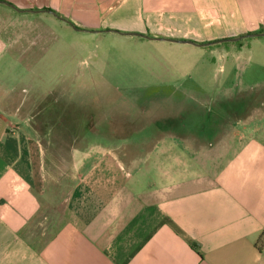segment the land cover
Wrapping results in <instances>:
<instances>
[{
    "label": "crops",
    "instance_id": "crops-1",
    "mask_svg": "<svg viewBox=\"0 0 264 264\" xmlns=\"http://www.w3.org/2000/svg\"><path fill=\"white\" fill-rule=\"evenodd\" d=\"M0 1L14 7L0 3V264H264V122L211 161L193 148L194 128L176 124L98 142L103 151L75 157L79 182L65 195L46 179L17 89L2 86L17 82L25 50L49 42L45 10L85 28L213 43L264 32V0Z\"/></svg>",
    "mask_w": 264,
    "mask_h": 264
},
{
    "label": "rangeland",
    "instance_id": "rangeland-1",
    "mask_svg": "<svg viewBox=\"0 0 264 264\" xmlns=\"http://www.w3.org/2000/svg\"><path fill=\"white\" fill-rule=\"evenodd\" d=\"M39 16L51 25L49 42L25 50L24 64L11 66L17 82L2 86L17 89L19 115L28 117V133L39 140L46 179L65 184V195L79 182L75 157L103 151L98 142L140 141L176 124L181 131L194 128L193 148L211 161L236 151L251 120L264 122V37L196 47L69 20L89 30L79 31L54 16ZM202 128L209 131L200 141ZM137 149L134 144L131 151Z\"/></svg>",
    "mask_w": 264,
    "mask_h": 264
},
{
    "label": "water",
    "instance_id": "water-1",
    "mask_svg": "<svg viewBox=\"0 0 264 264\" xmlns=\"http://www.w3.org/2000/svg\"><path fill=\"white\" fill-rule=\"evenodd\" d=\"M0 3L5 4L11 8H14L11 4L5 2V1H0ZM46 12L52 14L53 16L67 22L68 24H70L72 26L73 29L75 30H81L79 28H77L75 25H73L71 22H69L68 20L60 17L59 15H57L55 12L49 11V10H45ZM31 12H40V11H31ZM81 31H89V30H81ZM100 32V31H98ZM102 32H114V33H118L121 35H125V36H132V37H141V38H148V39H155V40H164V41H169V42H173V43H179V44H188V45H193L196 47H208L213 45L214 43H225V42H238L240 40L243 39H247V38H254V37H264V32L261 33H250V34H245L236 38H231V39H225V40H220L217 42H213V43H198L192 40H177V39H171V38H163V37H149L147 35L141 34V33H137V32H121L119 30H115V29H108V30H103Z\"/></svg>",
    "mask_w": 264,
    "mask_h": 264
},
{
    "label": "trees",
    "instance_id": "trees-1",
    "mask_svg": "<svg viewBox=\"0 0 264 264\" xmlns=\"http://www.w3.org/2000/svg\"><path fill=\"white\" fill-rule=\"evenodd\" d=\"M50 11V10H49ZM250 34V33H249ZM213 45H215V43L213 44Z\"/></svg>",
    "mask_w": 264,
    "mask_h": 264
}]
</instances>
